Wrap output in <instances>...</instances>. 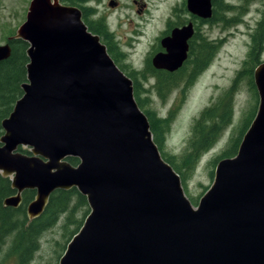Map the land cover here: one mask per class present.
Here are the masks:
<instances>
[{"label":"water","instance_id":"95a60500","mask_svg":"<svg viewBox=\"0 0 264 264\" xmlns=\"http://www.w3.org/2000/svg\"><path fill=\"white\" fill-rule=\"evenodd\" d=\"M186 8L212 17L211 0H186ZM193 32L189 22L162 37L153 67H181ZM15 37L28 43V61L22 95L1 120L0 175L15 191L2 202L18 207L34 190L32 219L56 189L85 196L89 212L57 264H264V60L253 68L258 102L237 151L216 162L193 205L153 140L131 78L77 6L30 0ZM9 55L0 45V61Z\"/></svg>","mask_w":264,"mask_h":264},{"label":"rangeland","instance_id":"374dc122","mask_svg":"<svg viewBox=\"0 0 264 264\" xmlns=\"http://www.w3.org/2000/svg\"><path fill=\"white\" fill-rule=\"evenodd\" d=\"M108 1L91 0L86 5L96 10L93 19H104L113 38L112 50L117 56V64L126 74L134 71L141 89L146 90L140 93L141 97L148 98L145 108L154 110L159 117L170 118L162 148L166 155L173 156L174 161L178 162L177 158L185 150L194 121L201 111L216 105L223 96L224 102L230 100L232 111L229 124L212 147L199 157L185 180V194L197 198L198 202L213 179L210 171L214 173V167L209 161L226 147L232 132L236 134L234 129L252 104L248 75L238 77V73L247 66L244 62L250 50L251 36L262 16L263 1L223 0L234 6L224 14L223 18L228 21L216 20L205 26L200 25L198 30L206 40L214 41L217 45L212 60L191 83L178 78V86L167 92L164 98L156 90L155 78L148 75L142 78L140 72L143 71L146 58L159 50L158 37L166 27L165 21H180L189 17L187 12L180 11L183 0H116L118 3L113 7L108 5ZM28 3L29 0H0V44L24 21ZM174 7L179 9L175 13ZM259 59L264 60V46ZM225 94L228 95L225 97ZM256 97L258 102V95ZM197 202L192 204L196 205ZM81 215V212H76L78 218ZM62 223L63 216L42 233L30 264L58 263L69 241L63 235ZM9 245L8 239L0 243V264H16L15 256L8 254Z\"/></svg>","mask_w":264,"mask_h":264},{"label":"trees","instance_id":"16d2710c","mask_svg":"<svg viewBox=\"0 0 264 264\" xmlns=\"http://www.w3.org/2000/svg\"><path fill=\"white\" fill-rule=\"evenodd\" d=\"M62 3L77 6L81 10L82 19L88 29L93 33L102 36V42L107 44V51L110 56L116 59V55L112 50L113 39L106 23L102 18L93 19L95 9L87 6L86 3L91 0H60ZM212 1V17L209 21L224 20V14L231 11L234 6L229 3H224L223 0ZM263 4H264V0ZM219 16V17H218ZM198 34L192 40L197 44L192 43L190 46V56L193 63L200 64L199 70L206 67L216 49V45L212 41L200 38ZM12 52L10 56L0 61V136L3 131L1 128V120L6 117L12 110L15 101L22 95L21 83L26 80L25 64L28 61L26 55L27 43L21 39H15L11 42ZM264 46V6L261 19L257 22V26L252 34V43L243 68L238 77L248 75L249 89L252 92V104L249 106L245 115L241 118L236 129V134L232 132L226 147L214 158L209 161L212 167H215L216 162L223 158L233 156L241 141L242 135L251 122L257 102V93L252 79L253 66L260 61L259 55ZM204 54L205 57L199 61V56ZM117 62V60H114ZM148 61V67L145 71H141L143 78L148 76H158L159 83L155 85L158 94L164 98L167 92L178 86L179 81L173 79V75L162 71H156ZM119 67V66H118ZM122 71L123 69L119 67ZM129 76V74H126ZM133 94L135 100L142 111L146 114L150 130L153 135V140L157 144L162 157L171 164L175 171L179 174L181 183L184 188L186 177L192 172L195 163L199 157L207 151L217 141L223 129L229 124L231 119L232 107L229 104V99L224 102L223 98L216 105L205 108L201 111L199 117L194 121L192 133L185 147V150L178 156V162L174 161V157L166 155L163 148L165 133L169 126V117H159L154 110L145 108L148 101L146 97H141L140 93L146 91L141 89L139 81L130 74ZM190 82V81H189ZM188 82V83H189ZM236 82V80H235ZM228 94H225V97ZM230 98V97H228ZM254 101V102H253ZM224 102V103H223ZM221 108V110H220ZM24 153L30 154L28 147L19 148ZM66 160L71 165H77L78 158L67 157ZM213 170L210 171V176L213 175ZM15 191L10 185L8 177L0 175V243L7 239L10 241L8 254H13L16 258V264H30L33 253L38 249L39 238L44 231L53 226L63 216L61 228L63 235L68 239L79 229L82 224V219L89 212L85 196L80 194L75 187L70 189H56L53 191L42 211V213L32 219H29L26 214V205L34 197L35 191L26 189L22 192L21 203L18 207L13 208L3 205V199ZM191 203H196L197 198L188 196ZM81 212L80 218L76 216V212ZM73 228L71 229V227ZM64 249V247L62 246Z\"/></svg>","mask_w":264,"mask_h":264},{"label":"flooded vegetation","instance_id":"af4514ba","mask_svg":"<svg viewBox=\"0 0 264 264\" xmlns=\"http://www.w3.org/2000/svg\"><path fill=\"white\" fill-rule=\"evenodd\" d=\"M115 2H116V0H114ZM119 1V0H118ZM29 2H30V0H29ZM116 3H118V2H116ZM63 4H65V3H63ZM28 5H29V3H28ZM66 5H69V4H66ZM108 5H109V1H108ZM116 5V4H115ZM110 6V5H109ZM182 8H180V11H185V12H187L188 13V15H189V17L188 18H186V17H184L182 20H180V21H171L170 19H168V20H166L165 21V28H164V30L161 32V35H160V37H158V42H159V50L158 51H162L163 50V48L161 47V45H160V39L162 38V37H164V36H166V35H169L170 33H171V30L173 29V28H175V27H181V26H184V25H186V24H188L189 22H191L192 23V25H193V29H194V32H193V35H192V37L188 40V51H187V58H186V60L183 62V64H182V66L181 67H179L178 69H176V70H174V71H167V70H164V69H157V68H154L153 67V65H152V63H151V57L155 54V53H157L158 51H156L151 57H148V58H146V60H145V65L143 66V68H142V70L143 71H145V69L148 67V61H149V63H150V65L149 66H151L154 70H156V71H162V72H165V73H169L170 75H173V79L177 82V81H179L178 80V78L179 79H185L187 82H189V83H191L206 67H204V68H201L200 70H199V67H200V64H197V63H193V60H191V56H190V46H191V44L192 43H194V44H197L196 42H193L192 40H194L195 39V36L198 34V36H200V38H204L203 37V35H201L200 33H199V28L201 27L200 25H204L205 26V24H211V23H213V22H215V21H209V19H200V18H198V17H196V16H193L188 10H187V8H186V0H183V3H182ZM27 9H28V7H27ZM177 10H179V9H177L176 7H174L173 8V12L175 13ZM27 12V11H26ZM95 12H96V10H95ZM178 17V16H177ZM25 18H26V15H25ZM101 18V17H100ZM25 20V19H24ZM103 21H104V19H103ZM105 22V21H104ZM22 23V22H21ZM20 23V24H21ZM19 27V26H18ZM17 27V28H18ZM17 28H16V30H15V32H13V33H11L10 35H8L5 39V42L4 43H2V44H0V45H5V44H8V46H9V48H10V54H11V52H12V45H11V42L13 41V40H15V39H20V38H16L15 37V35H16V31H17ZM197 36V37H198ZM99 37H100V40L102 39V36L101 35H99ZM251 38H252V36H251ZM113 39V38H112ZM205 40H206V38H204ZM22 40V39H21ZM24 41V40H23ZM26 42V41H25ZM101 42H102V40H101ZM213 42V44L214 45H216V43H214V41H212ZM27 43V42H26ZM251 43H252V41H251ZM251 43H250V46H251ZM105 44V43H104ZM113 44H114V42H113ZM113 44H112V48L114 47L113 46ZM105 46L106 47H108L107 46V44H105ZM27 47H28V43H27ZM27 49V48H26ZM216 50H217V45H216V49H215V51H214V53H213V55H212V57H211V60H212V58H213V56L215 55V53H216ZM115 54V53H114ZM121 55H123V53L121 54ZM10 56V55H9ZM204 57H205V55L204 54H201L200 56H199V61H201L202 59H204ZM7 59V58H6ZM5 60V59H4ZM114 60H117V56H116V59H114ZM210 60V61H211ZM118 62V61H117ZM117 62L115 61V63L117 64ZM118 65V64H117ZM119 66V65H118ZM120 67V66H119ZM187 70H188V72H187ZM185 71L188 73V74H185ZM124 72V71H123ZM125 73V72H124ZM126 74V73H125ZM130 74H132L133 76H134V74H135V72L134 71H132V72H130ZM130 74H129V77H130ZM141 74V73H140ZM142 75V74H141ZM128 76V75H127ZM153 76V75H152ZM253 76V75H252ZM147 77V76H146ZM154 78H155V85H157L158 83H159V77L156 75H154L153 76ZM131 78V77H130ZM142 78H143V76H142ZM13 208H16V207H13ZM28 217V216H27ZM30 219V218H29Z\"/></svg>","mask_w":264,"mask_h":264}]
</instances>
